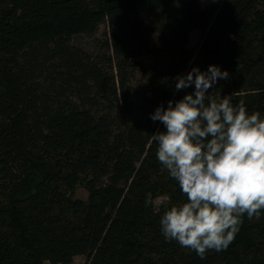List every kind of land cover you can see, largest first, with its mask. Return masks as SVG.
Segmentation results:
<instances>
[{"label": "trees", "instance_id": "16d2710c", "mask_svg": "<svg viewBox=\"0 0 264 264\" xmlns=\"http://www.w3.org/2000/svg\"><path fill=\"white\" fill-rule=\"evenodd\" d=\"M103 24L98 51L72 43ZM211 63L229 71L213 92L264 114V0H0V264H264L256 216L203 258L161 232L184 194L150 114Z\"/></svg>", "mask_w": 264, "mask_h": 264}, {"label": "clouds", "instance_id": "9594fccd", "mask_svg": "<svg viewBox=\"0 0 264 264\" xmlns=\"http://www.w3.org/2000/svg\"><path fill=\"white\" fill-rule=\"evenodd\" d=\"M228 77L219 64L194 65L175 83L193 90L150 114L164 126L153 135L156 157L184 194L165 206L161 232L201 258L229 246L245 213L259 217L264 209V114L212 91Z\"/></svg>", "mask_w": 264, "mask_h": 264}, {"label": "rangeland", "instance_id": "374dc122", "mask_svg": "<svg viewBox=\"0 0 264 264\" xmlns=\"http://www.w3.org/2000/svg\"><path fill=\"white\" fill-rule=\"evenodd\" d=\"M199 1L202 6H205L209 2H216V3L220 2V0H199ZM107 35H108L107 25L103 24L100 26L99 30L93 35L80 34V35L73 36L72 43L75 45L81 46L91 52H96L100 49L101 41L104 40ZM200 40H201V33L199 32V30H193L190 34L189 47L191 48L195 47ZM144 60H147V57H144ZM75 197L81 198L83 200H87L88 198L87 189L83 185H79L76 189ZM165 199L166 198L164 196L160 195L159 197H157L156 203L160 204ZM261 210H262L261 217H255V221H258L256 222L258 227H261L264 225V209H261ZM261 234H262V230L260 231V233H258V237H260ZM87 260L88 259L86 256L78 255L74 258L73 262L69 264H86ZM45 264H51V263L46 262Z\"/></svg>", "mask_w": 264, "mask_h": 264}]
</instances>
